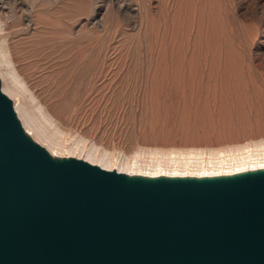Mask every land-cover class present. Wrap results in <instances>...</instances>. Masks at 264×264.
<instances>
[{"label": "rangeland", "instance_id": "rangeland-1", "mask_svg": "<svg viewBox=\"0 0 264 264\" xmlns=\"http://www.w3.org/2000/svg\"><path fill=\"white\" fill-rule=\"evenodd\" d=\"M0 14L1 56L6 35L55 117L28 104L52 153L188 173L264 156V0H0Z\"/></svg>", "mask_w": 264, "mask_h": 264}, {"label": "water", "instance_id": "water-1", "mask_svg": "<svg viewBox=\"0 0 264 264\" xmlns=\"http://www.w3.org/2000/svg\"><path fill=\"white\" fill-rule=\"evenodd\" d=\"M1 82L0 264H264V171L145 181L53 156Z\"/></svg>", "mask_w": 264, "mask_h": 264}, {"label": "bare ground", "instance_id": "bare-ground-1", "mask_svg": "<svg viewBox=\"0 0 264 264\" xmlns=\"http://www.w3.org/2000/svg\"><path fill=\"white\" fill-rule=\"evenodd\" d=\"M5 29H6V23L0 14V31L2 33H4L3 31ZM7 37H6V35L3 36L4 42H5V44H7L6 45L7 48L4 47V50L2 49L3 50L2 56L0 54V76L2 78V82H1L2 90L5 93H7L10 97L16 96V97L20 98L19 103L15 104V108L17 111V115H18L24 129H25V132L29 136H31L33 139H35L36 141H38L40 143H42L44 140L48 141L50 148H63V146L59 142H56L54 138H52V140H49L48 138L44 137L41 133L42 130L38 129V127L35 124H33L34 119L32 120V116H31L32 112L29 111L30 109L28 110V104H29V106L32 107L34 114L36 112L37 115H39V118H38L39 120H40V114H42L44 118L50 119L52 121H54L55 117L53 116V113L50 112V110H49L50 108H48L44 104V102L40 99L39 95L33 90L34 88H32L31 85L28 84L26 78L22 75L21 68L16 63V60L14 59V57L12 55L11 49L9 48V43H8L9 37L8 38ZM73 63H75V62L73 61ZM71 67H72V65L70 66V68ZM63 71L66 72V70H63ZM69 74L70 73H68V75ZM61 106H63L62 103H61ZM60 109H62V107ZM55 143H57V144H55ZM50 148H47V149L53 155L54 153H52ZM244 148L245 147H242L241 149H244ZM239 149L240 148H238V150ZM108 154H110V153L106 152V151L104 152V156L105 155L108 156ZM57 155L62 156L61 153H58ZM104 156L100 157V158L98 157L100 160H96L97 156L92 151H88L86 159L88 161L95 163V164H98L104 168H108V169L112 168V166L114 165L112 157L110 156V157L106 158ZM249 159H251V162L248 161ZM100 161H103V162L101 163ZM236 161H237V163H235V164H232L233 161L227 162L225 166L220 165L219 164L220 162L214 161V162H211V164H209L208 167H206L207 168L206 170H204V171L200 170L198 172H192V173H188V172H184V171H170V170H166L165 168L163 169V171H148V172L146 171L145 172L143 170L144 171L143 172V171H140L139 169L133 168L132 165L127 166V165H124L123 163H121V165H120V163H118V170H119V172H122V173L127 172L129 174V176L131 174H133V175H131L130 179L142 178L145 181H154L157 179H163L164 177L169 178V179H171V178L185 179V178H188V176H197L199 178L214 179V178H220L222 176H227V175H229L228 177L241 176V175L249 173V171H257V170L258 171H264V156L247 158V159L238 158ZM125 166H127V167H125ZM130 171H132V172H130Z\"/></svg>", "mask_w": 264, "mask_h": 264}]
</instances>
